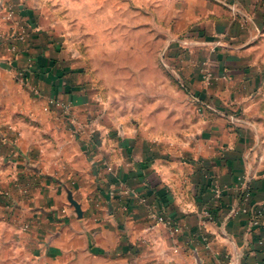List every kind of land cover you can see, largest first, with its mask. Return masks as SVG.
I'll return each mask as SVG.
<instances>
[{
    "label": "crops",
    "instance_id": "0c3cea01",
    "mask_svg": "<svg viewBox=\"0 0 264 264\" xmlns=\"http://www.w3.org/2000/svg\"><path fill=\"white\" fill-rule=\"evenodd\" d=\"M170 1L185 137L120 135L68 0H0V264H264V225L231 214L246 179L264 202V0Z\"/></svg>",
    "mask_w": 264,
    "mask_h": 264
},
{
    "label": "rangeland",
    "instance_id": "374dc122",
    "mask_svg": "<svg viewBox=\"0 0 264 264\" xmlns=\"http://www.w3.org/2000/svg\"><path fill=\"white\" fill-rule=\"evenodd\" d=\"M63 2L66 1L59 4ZM68 3L70 6L64 8L68 9L67 16L71 13L68 16L73 29L71 43L77 50H84L89 42L97 52L96 87L112 94L104 101L115 105V129L120 127V135L126 136L133 129L139 133L150 131L158 137L160 133L167 137L189 135L192 123L201 116L202 103L200 97L189 93L178 58L182 56L181 49L166 48L175 45L170 39L174 27L171 1L68 0ZM205 68L203 65L202 69ZM49 98H45L43 107L46 112L54 106ZM18 258L19 264L33 262L23 256Z\"/></svg>",
    "mask_w": 264,
    "mask_h": 264
},
{
    "label": "built area",
    "instance_id": "2783aa9c",
    "mask_svg": "<svg viewBox=\"0 0 264 264\" xmlns=\"http://www.w3.org/2000/svg\"><path fill=\"white\" fill-rule=\"evenodd\" d=\"M13 11L12 10H8L6 15L4 16V18H10L13 16ZM13 49V46L10 47V50ZM203 71L205 72V80L206 82H210V70L206 67L205 69H203ZM179 75V74H178ZM177 75V77H178ZM179 78V77H178ZM22 81L24 82L25 79L23 77ZM26 82V81H25ZM49 102L59 108H61L63 110L64 113H66L67 115L70 113V108H71V104L64 102L60 99L54 98V97H50L49 98ZM242 195H241V201L243 203H240L238 205L237 208L233 209L231 214L232 215H236V213L238 211H242L246 214H248L250 216V224L253 227H259L264 225V202L263 204L259 205V206H253V207H249L248 205L246 206V202L247 200L250 199L251 196V187H250V183L249 180H244L242 183ZM214 192L216 193L217 196L221 195L222 190L219 188L214 189ZM156 218L159 221H165V218L163 215H157ZM259 243H263V240L260 239Z\"/></svg>",
    "mask_w": 264,
    "mask_h": 264
}]
</instances>
